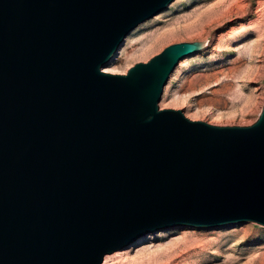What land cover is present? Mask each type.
<instances>
[{
  "label": "water",
  "instance_id": "95a60500",
  "mask_svg": "<svg viewBox=\"0 0 264 264\" xmlns=\"http://www.w3.org/2000/svg\"><path fill=\"white\" fill-rule=\"evenodd\" d=\"M172 0H0V264H101L175 225L264 226V101L249 125L159 109L165 46L102 70Z\"/></svg>",
  "mask_w": 264,
  "mask_h": 264
},
{
  "label": "rangeland",
  "instance_id": "374dc122",
  "mask_svg": "<svg viewBox=\"0 0 264 264\" xmlns=\"http://www.w3.org/2000/svg\"><path fill=\"white\" fill-rule=\"evenodd\" d=\"M195 40L206 46L179 61L159 109H181L190 119L215 125L253 123L264 101V0H172L131 29L102 70L126 73L169 44ZM202 108L209 113L196 110ZM109 255L107 264H264V226L252 221L175 225Z\"/></svg>",
  "mask_w": 264,
  "mask_h": 264
},
{
  "label": "bare ground",
  "instance_id": "6f19581e",
  "mask_svg": "<svg viewBox=\"0 0 264 264\" xmlns=\"http://www.w3.org/2000/svg\"><path fill=\"white\" fill-rule=\"evenodd\" d=\"M113 58H114V56L112 57V59L109 61V62H111L112 60H113ZM103 69L105 70V71H108L107 69H105V66L103 67ZM109 72V71H108ZM176 100L177 101H179V102H181V103H183V102H185L186 100H185V98H182V97H179V96H177L176 97ZM187 103V102H186ZM191 107V106H190ZM196 108V107H195ZM198 112H200V113H202V114H208L209 113V110L208 109H206V108H202V109H196ZM200 115V114H199ZM112 260V258L110 257V255L108 254L107 256L105 255L104 256V261H103V264H107L109 261H111ZM114 260V259H113ZM112 262V261H111ZM133 262L134 261H128V263L130 264H133ZM128 263H126V264H128Z\"/></svg>",
  "mask_w": 264,
  "mask_h": 264
}]
</instances>
